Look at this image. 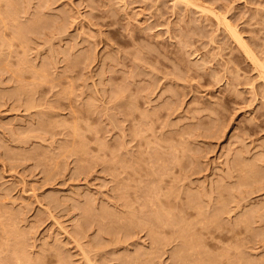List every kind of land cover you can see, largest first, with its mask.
I'll use <instances>...</instances> for the list:
<instances>
[{
    "label": "rangeland",
    "instance_id": "obj_1",
    "mask_svg": "<svg viewBox=\"0 0 264 264\" xmlns=\"http://www.w3.org/2000/svg\"><path fill=\"white\" fill-rule=\"evenodd\" d=\"M0 264H264V0H0Z\"/></svg>",
    "mask_w": 264,
    "mask_h": 264
}]
</instances>
